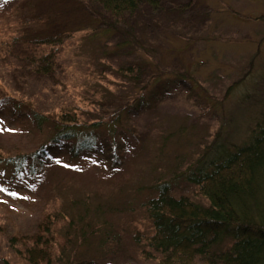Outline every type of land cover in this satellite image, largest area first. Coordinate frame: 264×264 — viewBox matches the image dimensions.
I'll use <instances>...</instances> for the list:
<instances>
[{
  "label": "rangeland",
  "instance_id": "rangeland-1",
  "mask_svg": "<svg viewBox=\"0 0 264 264\" xmlns=\"http://www.w3.org/2000/svg\"><path fill=\"white\" fill-rule=\"evenodd\" d=\"M102 12L91 0H0V159H25L0 164V264H30L41 232V264H158L156 186L208 206L185 174L248 142L264 111V0H159L107 35ZM49 57L52 70L36 71ZM33 112L97 123L92 148L52 142Z\"/></svg>",
  "mask_w": 264,
  "mask_h": 264
},
{
  "label": "trees",
  "instance_id": "trees-1",
  "mask_svg": "<svg viewBox=\"0 0 264 264\" xmlns=\"http://www.w3.org/2000/svg\"><path fill=\"white\" fill-rule=\"evenodd\" d=\"M91 1L103 11L100 19H106L109 27L104 29L105 35L109 34L110 28L117 30V23L124 22L125 17L141 5L152 9L159 5V0ZM65 38L64 33H59L36 43L55 45ZM114 47H125V43H115ZM50 58L43 67L38 66L35 70L48 74L52 70ZM128 71L133 73L130 68ZM119 116L117 114L113 123L103 127L106 132L114 130ZM32 119L39 127L47 123L51 141L70 143V151L75 154L90 150L97 138L93 134L97 123L79 124L75 115L44 116L33 112ZM42 149L29 155L31 162ZM14 163L17 166L11 165L9 158L0 159V164L16 168L23 166L25 159L18 158ZM185 178L198 187L208 206L193 203L184 196L174 198L166 183L156 186L157 197L148 201L147 208L153 227V235L148 238L149 246L165 256L158 264H194L196 255L205 256V264H264V111L252 128L248 142L234 146L205 166L199 164L196 169L188 171ZM41 235L44 234L37 235L34 246L27 250L30 264L50 262L48 241L42 240ZM224 238L232 241L229 247L211 251Z\"/></svg>",
  "mask_w": 264,
  "mask_h": 264
}]
</instances>
